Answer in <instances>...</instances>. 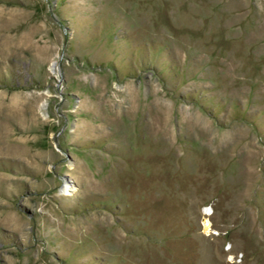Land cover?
I'll return each instance as SVG.
<instances>
[{"label":"rangeland","instance_id":"374dc122","mask_svg":"<svg viewBox=\"0 0 264 264\" xmlns=\"http://www.w3.org/2000/svg\"><path fill=\"white\" fill-rule=\"evenodd\" d=\"M0 264H264V0H0Z\"/></svg>","mask_w":264,"mask_h":264},{"label":"bare ground","instance_id":"6f19581e","mask_svg":"<svg viewBox=\"0 0 264 264\" xmlns=\"http://www.w3.org/2000/svg\"><path fill=\"white\" fill-rule=\"evenodd\" d=\"M67 191L70 192V187L67 186L66 189L64 190V194H69ZM208 211V210H207ZM209 212V211H208ZM207 226H209V224H207Z\"/></svg>","mask_w":264,"mask_h":264}]
</instances>
